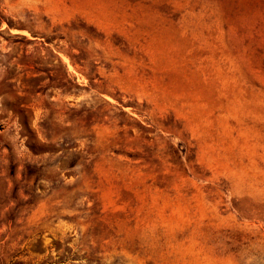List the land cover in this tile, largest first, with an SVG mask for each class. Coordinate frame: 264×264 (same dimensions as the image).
I'll list each match as a JSON object with an SVG mask.
<instances>
[{
	"label": "rangeland",
	"instance_id": "obj_1",
	"mask_svg": "<svg viewBox=\"0 0 264 264\" xmlns=\"http://www.w3.org/2000/svg\"><path fill=\"white\" fill-rule=\"evenodd\" d=\"M0 264H264V0H0Z\"/></svg>",
	"mask_w": 264,
	"mask_h": 264
}]
</instances>
